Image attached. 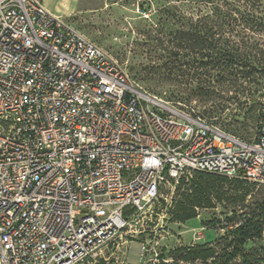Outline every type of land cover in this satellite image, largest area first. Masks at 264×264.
Returning <instances> with one entry per match:
<instances>
[{"label": "built area", "instance_id": "obj_1", "mask_svg": "<svg viewBox=\"0 0 264 264\" xmlns=\"http://www.w3.org/2000/svg\"><path fill=\"white\" fill-rule=\"evenodd\" d=\"M192 171L264 185V105L243 139L139 88L42 0H0V264H80Z\"/></svg>", "mask_w": 264, "mask_h": 264}, {"label": "trees", "instance_id": "obj_2", "mask_svg": "<svg viewBox=\"0 0 264 264\" xmlns=\"http://www.w3.org/2000/svg\"><path fill=\"white\" fill-rule=\"evenodd\" d=\"M140 1L141 11L154 8L146 13L137 44L149 55V72L173 84L174 97L208 104L202 114L211 117L232 102L245 103L247 97L239 101L238 95L264 96V0ZM195 172L196 180L178 183L182 189L171 212L176 222L194 218L197 208L213 207V198L227 200L224 192L207 193L226 182L241 191L239 202L252 192L254 183L246 180ZM219 228L225 232L214 242L174 248L175 264H264V194L252 207L225 216ZM254 242L263 244L247 247Z\"/></svg>", "mask_w": 264, "mask_h": 264}, {"label": "rangeland", "instance_id": "obj_3", "mask_svg": "<svg viewBox=\"0 0 264 264\" xmlns=\"http://www.w3.org/2000/svg\"><path fill=\"white\" fill-rule=\"evenodd\" d=\"M42 2L48 10L61 15L87 37L108 50L120 65L126 67L132 82L142 90L173 104L179 101L185 106L192 107L205 120L229 133L244 139L253 137L259 108L264 104V96L251 98L249 95H238L239 101L247 97L246 102L238 106L232 102L220 114L208 117L202 114L208 104L202 105L197 100L177 99L174 97L175 90L171 82L149 72V55L137 44V37L138 30L145 23L146 13L150 14L154 8L153 4L146 11H141L138 7L140 0H42ZM262 90L264 91V87ZM231 93L232 89L227 92L228 95ZM197 178L195 171L179 178H165L157 198L142 208L138 222L131 231L116 235L101 246L96 254L84 258L80 264H175V258L172 256L174 248L214 242L225 232V229L219 228L225 216H230L233 212L238 214L247 207H252V204L264 194V186L253 184L252 192L243 202H239L241 191L235 183L226 182L221 187L208 190L207 193L215 196L224 192L223 196L229 197L227 200L217 202L213 198V207L197 208L194 218L184 222L172 220L171 212L182 189H178L180 179L186 183ZM215 220H219L220 223H214ZM261 244L263 242L248 243L247 247Z\"/></svg>", "mask_w": 264, "mask_h": 264}]
</instances>
